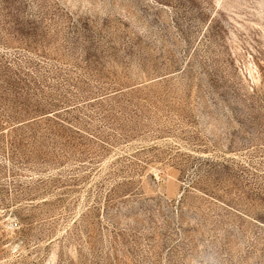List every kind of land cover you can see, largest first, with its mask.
Segmentation results:
<instances>
[{
	"label": "rangeland",
	"instance_id": "374dc122",
	"mask_svg": "<svg viewBox=\"0 0 264 264\" xmlns=\"http://www.w3.org/2000/svg\"><path fill=\"white\" fill-rule=\"evenodd\" d=\"M0 264H264V0H0Z\"/></svg>",
	"mask_w": 264,
	"mask_h": 264
}]
</instances>
